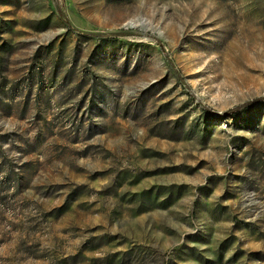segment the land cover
Segmentation results:
<instances>
[{
	"label": "rangeland",
	"instance_id": "rangeland-1",
	"mask_svg": "<svg viewBox=\"0 0 264 264\" xmlns=\"http://www.w3.org/2000/svg\"><path fill=\"white\" fill-rule=\"evenodd\" d=\"M0 264H264V0H0Z\"/></svg>",
	"mask_w": 264,
	"mask_h": 264
}]
</instances>
